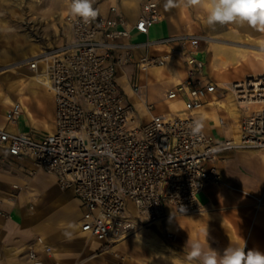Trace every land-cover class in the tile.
<instances>
[{
    "label": "built area",
    "instance_id": "2783aa9c",
    "mask_svg": "<svg viewBox=\"0 0 264 264\" xmlns=\"http://www.w3.org/2000/svg\"><path fill=\"white\" fill-rule=\"evenodd\" d=\"M162 16L156 0L143 2L133 23L114 5L89 22L68 13L65 22L72 37L70 44L40 54L50 56L40 84L52 94V130L40 138L30 131H10L6 126L15 125L21 112L17 102L9 105L5 125H0V147L15 159L28 158L35 169L51 174L60 189L70 190L84 207L79 230L104 247L119 243L139 226L164 220L169 210L175 215L202 213L208 203L201 200L206 188H231L219 170V162L225 161L223 153L235 148L264 150V73L248 74L234 82L259 83L258 90L247 92L254 103L240 106L243 92L219 86L204 73V61L197 53L200 35L154 40L169 44L185 69L182 82L164 94L165 99H182L184 108L179 114L154 112L155 103L137 79L129 81L137 103L120 89L117 68L134 64L142 71L148 56L145 53V57L134 59L133 46L149 41L131 43V30L147 34ZM162 59L153 55L148 61ZM22 63L35 69L37 57ZM240 85L236 89L242 90ZM216 92L224 97L228 93L240 110L235 142L231 136L213 139L204 127L195 135L190 130L199 117L194 107ZM218 121L226 125L225 118ZM28 185L13 184L10 196L16 198ZM33 198L27 202L30 211L35 206ZM261 204L257 199V206ZM1 216L6 219L9 214L1 211ZM35 242L45 254L52 253L41 236ZM243 243L245 251L250 250L247 242ZM22 255L29 264H60L47 262L32 245L23 248Z\"/></svg>",
    "mask_w": 264,
    "mask_h": 264
},
{
    "label": "crops",
    "instance_id": "0c3cea01",
    "mask_svg": "<svg viewBox=\"0 0 264 264\" xmlns=\"http://www.w3.org/2000/svg\"><path fill=\"white\" fill-rule=\"evenodd\" d=\"M166 2L167 0L164 3L158 2L164 17L159 22L153 24L147 34H142L134 29L131 30L128 37L129 41H131L130 35L133 32L139 34L141 38L137 43H144L145 41L156 40L180 32L193 33L196 30L195 17L199 14L200 8L185 7L183 3L177 2V0L176 3L178 6L165 7ZM138 12L124 13V15L127 21L133 23ZM199 21L201 23V20ZM212 32L215 36H219V38L217 37L218 40H206L208 43H214L215 47L220 46L224 50L228 48L236 49L240 48V46L253 48L239 45L238 43H234L238 41L233 40L245 38L246 41H262L252 45L259 47L253 49L261 50L264 53V30H260L257 27H252L247 24H217L212 27ZM203 39L204 37L201 38V40ZM161 45H149V52H161L165 55L167 52L165 49L171 50L169 44H163L167 48H160ZM201 47L205 50L206 46L203 44ZM134 51L135 59V57L138 58L141 56L142 53L148 54V47L142 48L138 46ZM40 53V50H34L33 55L30 54L28 57L32 58ZM204 54L200 50L198 57L205 62L206 58ZM211 56L212 60L210 62H214V64L220 66L223 61L230 62L232 52L217 54L211 48ZM28 57L27 55L24 56L23 60ZM210 62L207 66L211 73L205 70V68L204 73L208 74L218 85L221 80H239L243 75L246 76L248 74L246 72L253 71L254 69L250 67L244 73H241V71L236 72L237 77L229 79L227 74L238 71V67L232 68L233 70L229 69L221 75L218 71L213 70ZM47 63V61L46 63H40L38 60L35 69H30L25 63L16 64L9 69L0 68V125H5L4 116L9 105L19 101L22 111L19 113L15 125L6 126L10 131H30L35 138H40L52 130L54 111L52 94L40 83L31 84L28 76L30 74L42 75L46 70ZM172 63L174 62L172 61ZM179 66L183 68V71L179 67L178 70L181 72V77H184L185 70L181 62ZM124 71L127 82L128 80L134 79H137L138 82L139 79L144 80L143 83L147 84L149 99L154 103L160 99L155 94L149 93L151 87L154 88L155 86L164 85L161 91V99H164L166 103L167 100H170L164 98L166 89L169 90L173 85L177 84L168 78L161 82L149 83V73L147 70L140 72L135 68L134 64L128 65ZM212 73H214V76H212ZM240 73L242 74L241 78L239 77ZM11 82L13 83L11 84ZM117 82L120 89L122 88L125 94H127L129 100L134 102L130 92H127L118 80ZM153 92L155 91L153 90ZM156 93L159 95L160 91ZM218 96V92L209 94L206 100L208 102L216 98L222 99ZM7 99H10V102ZM207 102L206 104L204 103V107L211 110L212 106L208 105ZM214 111L218 117L217 120H211L209 123V119H203L206 134L213 139L232 136V132L226 129L234 125L232 116H229L226 111L220 109ZM219 117L225 118V126L228 127H223L219 124ZM237 120L239 126V117H237ZM223 156L226 160L219 162V170L223 182L229 184L231 188H227L224 185L206 188L201 200L211 203V212L208 215H194L200 219L198 224L191 226L186 223L185 226L174 232L180 238L179 243L182 249L178 251L170 250L168 246L163 247L164 243L161 240L162 235L166 232L165 227L163 230H158L151 224L147 228L149 229L151 227L150 229L155 233L158 242L156 243L155 249L143 248L142 250L135 248L134 244L131 247V241L125 244L126 240L124 242L120 241L112 246L104 247L101 241L81 232L78 225L84 213V207L73 196L70 190H68L69 194L66 198L68 200L70 197L75 200L76 207L73 211L66 210L65 208L57 211H47L43 205L45 190L37 185H30L32 178H36V175L41 171L30 178H26V175L23 174L25 171L24 167H28L30 160L28 158L15 159L5 149L0 147V264H29L22 253L23 248L30 245L47 262L56 260L60 264H117L118 261L112 256V252L116 250V252L121 254L124 252L126 246L131 247L135 252L130 251L126 253L128 255L127 260L122 261V264H198L197 261H188L187 259L188 253L190 252V244L196 241L200 242L204 248H208L210 245L211 248L220 253L230 245H242L244 241L247 242L250 249H257L264 252V152L238 153L225 151ZM19 165L20 170H14L15 166L17 168ZM50 177L54 182V178L51 175ZM15 183L29 184L30 186L28 185L25 191L22 190L12 200L8 194L12 192V185ZM33 196L35 206L30 211L27 202ZM257 199H261L262 202L259 206H257ZM127 207L129 210H133L130 202H127ZM1 211L7 212L9 217L6 219L3 218ZM170 213L172 212L169 210L168 214L170 215ZM173 216V220L176 223H179L183 219V217H177L179 215L173 214ZM166 218L161 222L164 223ZM74 222H76V227H72ZM206 230L208 231L207 240L205 237ZM68 233H71V235L69 236ZM37 236H41L52 247L51 254L48 255L42 252L41 245L35 242ZM159 247L166 251L163 257L159 256V253H161Z\"/></svg>",
    "mask_w": 264,
    "mask_h": 264
},
{
    "label": "rangeland",
    "instance_id": "374dc122",
    "mask_svg": "<svg viewBox=\"0 0 264 264\" xmlns=\"http://www.w3.org/2000/svg\"><path fill=\"white\" fill-rule=\"evenodd\" d=\"M69 1L70 0H0V68L9 69L11 66H15L16 64H19L20 62L23 61V57L25 55H27L28 57L30 54L33 53L34 50L36 51L40 50V52L44 51V53H47L51 50L61 48L62 46L65 45V43L71 42L72 37H71L70 29L64 20V16L69 9ZM144 1L146 0H95L93 7L98 9L99 10L98 14H101L103 16L107 13L108 7L110 5H115L117 7V10L123 14L137 13L140 9L141 4ZM156 1H158L159 3H164V1L166 0H156ZM177 2H180V0H177ZM161 13L163 14L162 10ZM61 14L63 15L61 16ZM199 20H201V23H199L200 22ZM195 21H196L195 23L196 30L193 33L196 35H200L201 37H204V39L201 40L200 42V50L205 53L204 55L206 60L204 63L205 64L204 68L205 70L211 73V71H209L208 69L207 64L212 60L211 48L215 45L214 43L211 42L208 43L206 39H208V41H212V40L216 41L218 40L219 36H215L212 32V27H209L206 24L205 13L202 9L200 10L199 14L196 15ZM183 33H187V32H183ZM206 36H214L216 38L209 39ZM140 39L141 38L139 34H137L136 32L131 33L130 35L131 43H137L140 41ZM233 40L238 41L234 43H238L239 45H245L253 48H259V47L254 46L252 44H257L256 42H262L260 40L246 41L245 38L233 39ZM246 43H251V44H246ZM203 44L206 46L205 50H203V48L201 47V45ZM164 47L166 48V45L162 44L160 46V48H164ZM253 48H247L242 46H240V48H236L239 51V54H237L236 56L238 65L236 67H231L229 69L237 68V67L239 69L238 71L229 73L228 74L229 79L236 78L237 77L236 72L241 71V73H244V71L248 70L250 67H253L254 70L253 71L250 70L246 72L248 74H252L253 72L264 73V63H262L264 62L262 61L264 60V53H262L261 50L253 49ZM243 52L245 53L244 58L241 57V53ZM232 61H233L232 59L230 60V62L223 61L221 65L217 67L220 68L223 65V63H225L226 65L227 64L230 65ZM210 63L212 67L213 65H215L214 62H210ZM179 68L180 70L183 71V68L181 66H179ZM241 73L239 74L240 78L242 76ZM212 76H214V73H212ZM244 77L245 76L243 75L242 78ZM233 81H238V80H233ZM139 82L143 83L144 80L139 79ZM163 86L164 85L155 86L154 88L151 87L152 89L151 88L149 89L150 94H155V96L158 99H160L158 101L156 100L157 102L155 103L154 112H158L162 110V108L164 107L165 100L161 99V91L163 89ZM153 90L155 92H153ZM158 91H160L159 95L156 93ZM218 92H224V90H219ZM218 97L222 98L221 100H224L232 107L238 109L236 105L233 103L232 98L228 93L225 95V97L219 93ZM161 105H163V107ZM238 115L239 113L235 117H231L234 119L233 124L237 126H238V120H237ZM223 127H228V126H223ZM227 152L260 153V152H264V150L235 148V149L227 150ZM19 167L20 165L17 166V168L15 166L14 170H20ZM24 168L23 169L25 171L23 172V174L26 175V178H30L34 174L39 172L34 168L31 161L28 167H24ZM30 185L31 186L37 185L38 187H42L45 190V194L43 197V205L44 207H46L47 211L50 210L57 211L62 208L73 211L74 208L76 207L75 200L71 199L70 197L68 200L66 198L68 197L69 191L60 189L53 182L49 174H45L44 172L41 171L36 175V178H32V180L30 181ZM25 190L26 189H24V191ZM10 194H8V196H10ZM11 199L13 200L14 197H11ZM192 215L198 216L200 215V213H196ZM183 216L184 215H179L177 217H183ZM169 234L170 235H167V233L165 232L162 235L161 241L162 243H164L163 247L168 246L170 250H178V251L181 250L182 248L179 243L180 240L179 236L175 233H169ZM128 241H131V247H133L134 242L131 240V238L127 237L125 244ZM131 247L129 248L126 246L124 252L121 253L124 256L123 261L127 260L126 253H129L130 251L135 252V250H132ZM159 249L161 250L159 256L163 257L166 251L162 250L161 247H159ZM112 256L117 259L118 261L117 264H122V260L120 259L119 256H114V255Z\"/></svg>",
    "mask_w": 264,
    "mask_h": 264
},
{
    "label": "bare ground",
    "instance_id": "6f19581e",
    "mask_svg": "<svg viewBox=\"0 0 264 264\" xmlns=\"http://www.w3.org/2000/svg\"><path fill=\"white\" fill-rule=\"evenodd\" d=\"M68 13H69V11L66 12V14L64 16V20L66 19V16L68 15ZM62 15L63 14H61V16ZM163 17H164V15L161 17V19ZM183 34L193 35L194 33H192V32H187V33L180 32V33H177L175 35H170V36H180V35H183ZM206 37L209 38V39L214 38L213 36H206ZM69 44H70V42L65 43L64 46L69 45ZM159 44H167V43L155 42L154 40H151V41L147 42L146 44H143V45L140 44V45L133 46V50L136 49L138 46L143 48L144 45H146L148 47V56H146V60H145V63H144L145 67L142 70L143 72L147 70V72L149 73L148 82L149 83L150 82H161V81L166 80L167 78L170 81H172L173 83H177L178 84V83L182 82L181 72L178 70V67L180 65L181 60H180L179 57H177L173 53L172 48H171V50L165 49V50H167L165 55H163V53H161V52H154V53H150L149 52V45L153 46V45H159ZM212 50L214 51V53L217 52V54H223V53L226 54L229 51L232 52V58L231 59L233 61L230 63L231 66L229 64L226 65L225 63H223V65L220 68H218L216 64L213 65V70L218 71V73H220L221 75H223V73L225 71H228L229 68L236 67L238 65V61L236 60V56H237V54H239V51L237 49L228 48L227 50H224V49H221L220 46H218V47L213 46ZM42 53H44V51L41 52L40 54H42ZM197 53L198 54L200 53V44H199V48H198V52ZM40 54L36 56L37 57V61L39 60L40 63H44V62L46 63V61L48 62L50 56L48 54L40 56ZM136 55H138V54H136ZM153 55H161V56L164 57V59L160 60L159 62H150V61H148L149 58L151 56H153ZM141 57H145V53H142V55L139 56L138 58L135 57V59L138 60ZM241 57L242 58L245 57V53L244 52L241 53ZM172 61L174 63H172ZM262 61H264V60H262ZM181 64H182V62H181ZM47 65H48V63L46 64V66ZM204 66H205V64H204ZM124 69L125 68H123V67H118L117 71H116L115 78H117V80L121 83V85H123L125 87V90L127 92H130V95L134 99V102L137 103L138 100H137L136 96L133 95V92H132V90H131V88L129 86V80L127 82V78H126ZM252 74H255V72H253ZM42 75L41 74H30V75H28L29 78H30V83L31 84L40 83V79L42 78ZM13 82H11V84ZM234 82H237V81L230 82L228 80H221L219 82V85L223 86L226 89H229L232 92H243V96L239 97V98H243L242 101L238 102V104L240 106L246 107V106H248V104L254 103V101L250 99L251 96H253V95H250V97H249L247 92L258 90L257 86H258L259 83H250L248 81V82H246V83H244L242 85L239 84L240 86L243 87V89L240 90V89H236L237 86H239V85L238 84L233 85ZM144 85L147 88V84L144 83ZM253 85L256 88L252 89ZM166 91H167V89H166ZM7 100H8V102H10V99H7ZM17 103H19L20 110L22 111L21 103L19 101H17ZM11 104H14V103H11ZM205 104L203 103V104L195 106L194 107V112L197 113V115L199 117L202 116L203 119H205V120L209 119V123L211 122V120L213 121V120H217L218 119V117L214 113L215 112L214 110L220 109V110L226 111L229 114V116H232V117H235L240 111V110L232 107L230 104H228L227 102H225L224 100H221V99H214L212 101H208L207 102L208 105L212 106L211 110H208L207 108H205L204 107ZM162 107H163V105H162ZM183 108H184V104H183L182 99L179 98V96H175L172 99L166 101V103L164 104V107L162 108V111L173 112V113L179 114L183 110ZM141 112L144 113L142 110H141ZM29 123H31V122H29ZM226 129L232 132L231 139H232L233 142H235L237 140V138H238V126L237 125H231L230 127L226 128ZM38 171H40V170H38ZM49 175H51V174H49ZM30 195H31V193H30ZM211 209H212V205H211V203L208 202V203L205 204L204 210L200 214L208 215L209 212H211ZM183 215H184L183 219L179 223H176L173 220L174 216H173L172 213H170V215L166 218L164 223L161 222V221H156V222L153 223V225L158 230H163V228L165 227L166 233L169 234V233H174L179 228H182L183 226H185L186 223H188L189 225L193 226V225H196V224H198L200 222L199 217H195L192 214H183ZM66 226H68V225H66ZM76 226H77L76 222H74L72 227H76ZM144 227L145 226H139L137 229H135L133 231V233L131 235H129L127 237L131 238V240L134 242V247L137 248V249H142V250H143V248H145V249H147V248L148 249H155L156 243L158 242L157 241V237H156L155 233L153 231H151V229L144 228ZM127 237L122 239L121 242H124ZM113 254L115 256H120V259L122 261L124 260V256L122 254H119L118 252H116V250L113 252ZM126 256H128V255H126Z\"/></svg>",
    "mask_w": 264,
    "mask_h": 264
},
{
    "label": "clouds",
    "instance_id": "9594fccd",
    "mask_svg": "<svg viewBox=\"0 0 264 264\" xmlns=\"http://www.w3.org/2000/svg\"><path fill=\"white\" fill-rule=\"evenodd\" d=\"M95 0H70L69 15L79 17L84 22L94 20L98 9ZM185 7H198L205 13V22L209 27L226 24H247L264 30V0H180ZM178 6L176 0H167L165 7ZM204 127L203 117H198L190 125L192 134H199ZM70 236L71 233H68ZM207 240L208 231L205 232ZM243 245H230L222 253L196 241L190 244L188 261L198 264H264V252L257 249L245 251Z\"/></svg>",
    "mask_w": 264,
    "mask_h": 264
}]
</instances>
